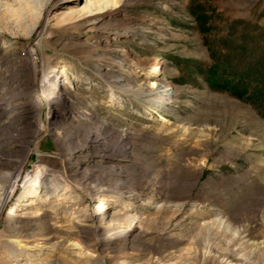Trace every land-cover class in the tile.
I'll use <instances>...</instances> for the list:
<instances>
[{
    "label": "rangeland",
    "instance_id": "374dc122",
    "mask_svg": "<svg viewBox=\"0 0 264 264\" xmlns=\"http://www.w3.org/2000/svg\"><path fill=\"white\" fill-rule=\"evenodd\" d=\"M44 2L0 0V264H264V118L208 83L212 55L263 65L264 0H115L94 24ZM141 67L174 101L136 95Z\"/></svg>",
    "mask_w": 264,
    "mask_h": 264
},
{
    "label": "bare ground",
    "instance_id": "6f19581e",
    "mask_svg": "<svg viewBox=\"0 0 264 264\" xmlns=\"http://www.w3.org/2000/svg\"><path fill=\"white\" fill-rule=\"evenodd\" d=\"M16 1L18 2L19 7H26L28 9L32 10L33 12L37 13V15H40V13L42 12V8L45 6V2H44L45 0H16ZM63 2L66 5L69 4L68 0H63ZM79 2H80L79 5L75 6V4L72 2V4H70L68 7L64 8V9H60L59 12L57 13L58 18L78 16L80 19L78 17L77 18L80 21H82L83 24L84 23L94 24V22L96 21L97 14H99L102 11H106L108 6L115 4V0H79ZM117 63L119 64V66L124 65V62L122 60H119ZM144 69H145V67H141V69L139 71L134 72L135 78H134V81H132L131 85L135 88L136 95H140L142 97L151 96V97H153V99H155L156 102H172V101H174L176 95L172 90L169 89L170 87L167 84L164 86V88H161L160 84L156 83L157 81L156 82H154V81L153 82L143 81L142 83H140L142 81L141 77L145 73V72L142 73L144 71ZM46 76L48 77L47 81H49L50 77L48 75H46ZM58 98L61 99L60 97H58ZM115 100H117V99H115ZM115 100L113 99V101H115ZM104 129H105V127L103 128V126H102V127H99L97 131L99 134L103 135L105 133V132H103ZM82 176H83V179L85 181L91 180V176H90V174L87 173V171L86 172L84 171ZM36 187H38L37 186V178H34L33 180H31L30 185H29L30 197L28 200L25 201V207H27V208L32 207L34 205V202L32 199L35 196V190H36L35 188ZM1 190L2 189L0 187V195L2 194ZM52 194H54V193L51 192V193H49L48 196L50 197ZM87 195H88V197L92 196V191H88ZM56 196L62 198L61 194L55 195V197ZM35 197H37V196H35ZM90 211L91 210L86 209L87 213H92ZM86 212L83 211L82 214H85ZM42 215H43V213H42ZM111 215H114V213ZM17 217H23V216L17 215ZM72 219H71L72 221L70 220L68 222L69 223V227H68L69 230H63V232L75 234V239L77 240V242H79L82 245H86L88 243V241L92 237H94L96 240V246L94 247V250L97 252V255L99 257L102 256V250H100V248L104 247L107 250H112L114 248L115 242L120 237V236L115 237L114 236L115 234H112L111 236H106L104 230L110 229L111 227H113V225H111L110 222H108L103 227L102 225H100L96 222L97 219L94 215L89 214V216H87V218L81 219L79 215L73 214ZM75 219H77V221H75ZM59 227L60 226H57V228H59ZM133 229H134V226H129L122 233L121 237H126V236L130 235L132 233ZM68 246H71V244L69 243ZM16 261L18 263V262H21L23 260L18 259ZM16 261H14L13 264H17V263H15Z\"/></svg>",
    "mask_w": 264,
    "mask_h": 264
},
{
    "label": "trees",
    "instance_id": "16d2710c",
    "mask_svg": "<svg viewBox=\"0 0 264 264\" xmlns=\"http://www.w3.org/2000/svg\"><path fill=\"white\" fill-rule=\"evenodd\" d=\"M213 66L209 68V85L227 91L231 96L249 102L264 118V63L250 65L239 70L235 59L222 60L211 56ZM224 61V62H223ZM240 64V63H239ZM244 68V67H241Z\"/></svg>",
    "mask_w": 264,
    "mask_h": 264
}]
</instances>
